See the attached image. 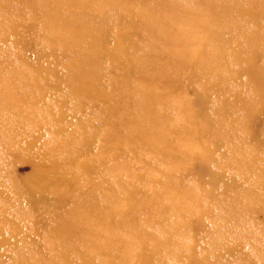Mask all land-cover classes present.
<instances>
[{"label": "bare ground", "instance_id": "6f19581e", "mask_svg": "<svg viewBox=\"0 0 264 264\" xmlns=\"http://www.w3.org/2000/svg\"><path fill=\"white\" fill-rule=\"evenodd\" d=\"M42 1L46 0H0V43L13 45L12 50H0V70L8 69L10 75L8 79L11 80L8 85L0 83V198L15 204L19 202L25 208L29 206L31 209L42 210L47 214L41 211L46 219L43 218L46 222L44 225L46 228L49 225V242L44 247L48 249L47 257L41 250L34 251L31 246L28 249L26 244L21 243L22 251L13 256L9 264H59L52 258L53 254L71 257L66 264H92L95 260L102 264H153V256H161L165 252L170 254L168 249L172 243V235L160 225L157 233L156 231L141 233V224L135 221L133 213L137 204L145 201L150 191L136 184L135 178L140 179L141 176L130 170L132 165L127 161L128 157L136 159L135 153L141 148L154 150L153 142L163 134L162 130L156 127L162 122L165 111L171 110V105H167L170 103L163 101L162 98L171 91L178 94L177 103L172 110L181 108L179 117L182 122L177 130L184 138H168L162 142V147L166 159L173 162L175 168H179V165L189 167L195 159L200 160L204 166L207 160L213 158L215 152L221 149L223 156L215 165L228 168L232 174L218 172L216 174H219V177L235 182L240 179L235 172L240 176L242 170L251 167L254 171L256 165L260 167L259 162L264 161V132L258 136L247 130L252 118L264 111V0H242V3L239 0H202L200 4L198 3L199 6L204 7L212 19H207L206 24L198 23L187 5L184 7L175 0H137L132 4L126 0H69L73 7L79 8L77 15L63 13L61 0H48L49 16L46 10L41 9L45 4ZM92 5L108 7L111 14L115 18L118 16L121 23L132 25L136 34L143 36L146 56L139 58L136 68L144 87L134 90L125 74L127 67H124L120 58L121 50H115L112 57L116 61L120 75L113 84L115 94L107 97L98 89L92 76L97 73L94 58L99 55L93 45L92 36L95 35L90 30L92 19L88 10ZM14 12L25 16L27 21L22 24L7 21L5 14ZM223 14L229 15L230 19L227 24L230 36L226 38L222 37L220 31L208 26L218 23ZM43 20L54 23L55 27L62 26L64 39L69 36L68 32L76 35L85 34L83 38L78 39L81 42L75 44L74 48L76 55L91 50L88 59L91 67L86 70L91 79L80 82L75 90L77 95L75 104H78L76 109L82 107V103L87 99H91V103L97 100L104 101V106L98 111V118L104 125L103 133L110 148L99 155V158L103 156L102 165L97 160L79 165L77 161L82 145L76 143L79 138L78 132L60 140L52 137L56 154L51 156L50 163L58 164L61 168L53 169L43 165L42 161H36L35 174L29 183L25 186L16 183L19 190L27 193L24 200L21 191L16 192L18 196H12L3 190L8 183L4 174L9 176L6 158L12 149H32L35 148L37 140H42L45 133L33 131L28 126L31 123L37 125L45 121L43 117L35 114L39 111L30 108L43 101L44 96H36L37 92L35 94L33 87L30 88L28 83L20 82L26 71L17 68L15 59L21 54L14 52V49L24 47V44L29 42L26 36L32 33L33 26L39 24L40 27ZM45 21L43 27L48 24ZM249 23L255 28H248ZM19 29L27 35H20ZM207 37L215 38L223 52L219 50L217 53L212 50L206 41ZM29 38L32 40L33 37ZM3 64L6 65L5 68L2 67ZM232 64L238 68L233 69ZM226 77L230 81H233L231 77L237 80L233 81L237 83L233 89H229L228 84L223 83L227 80ZM186 79L203 83L198 103L202 104L204 115L201 117L207 125L198 123L197 116L190 108V111H187L186 105L177 106L183 100L179 94L181 86L177 88V84L174 83ZM156 85L159 90L153 88ZM165 87H169L170 91H166ZM139 96L141 97L138 98ZM126 97L128 103L124 104ZM216 97L222 99L214 110L211 104ZM62 101L68 103L69 95H64ZM58 102L62 104L61 99ZM203 107L206 109L208 107L213 113L205 112ZM82 110L85 109L82 107ZM63 113L62 110L58 116ZM213 114L217 115V121L211 120ZM84 116L91 121L87 113ZM33 126L31 125V128ZM165 127L169 128V125ZM79 130L87 131L83 126ZM205 133L211 138L208 146L198 143V137ZM255 138L258 145L246 154L240 144H252ZM182 142L186 147L181 145ZM44 143L49 142L44 140ZM226 144L237 149L238 154L235 158L226 156L227 151L223 150ZM163 150L157 149L156 152L163 154ZM118 151H122L121 154L125 155V158L118 154ZM120 157L126 162L121 165L116 163L111 167L108 159L118 160ZM104 168L113 170V181H106L105 177H102L101 172ZM157 170L162 171V168ZM260 172L264 174V169ZM125 176L134 178V181H126ZM166 176L170 177L167 174ZM252 176H248L247 179L251 181ZM10 180L11 183L14 182L13 179ZM60 184L66 185L71 191L64 192ZM175 185L171 181L170 187ZM35 190L39 192L37 198L32 195L34 194L32 191ZM190 191L187 187L184 194L179 190L174 191L168 199L178 207L174 214L182 217V222H172L173 230L191 225L192 215L181 205L183 199L192 197L193 193ZM46 194H59L74 206L69 209L67 216H63L57 212L60 202L51 197L50 205L41 209L42 201H49ZM119 198L129 200V207L120 204ZM146 207L148 210L144 214L149 215L151 207L149 205ZM257 207L262 208L264 204L257 206L255 202L248 200V205L243 211L234 210L236 213L240 212L236 218L239 221L247 217ZM227 213H230V209H227ZM172 216L170 214L167 219H172ZM223 217L227 220L222 218L221 223L212 217L213 224L218 227L227 225L229 216L224 214ZM10 223L11 226L16 224L14 218L10 219ZM96 224L99 227L95 230L93 226ZM1 236L3 237L0 242L5 245L9 242L16 245L18 242L17 236H4L2 232ZM251 253L248 256L254 258ZM174 255L179 257V254ZM102 257H106V260H101ZM114 257L121 259L116 260ZM163 258H166L165 255ZM210 258H214L211 253L203 257L207 261ZM204 263L208 264L205 261ZM158 264H165V261L161 259Z\"/></svg>", "mask_w": 264, "mask_h": 264}, {"label": "rangeland", "instance_id": "374dc122", "mask_svg": "<svg viewBox=\"0 0 264 264\" xmlns=\"http://www.w3.org/2000/svg\"><path fill=\"white\" fill-rule=\"evenodd\" d=\"M47 1H42L45 4L41 9L46 10V14L49 16L47 12ZM61 1V10L63 13L78 14L79 8L73 7L71 1ZM126 1L132 4V2H136L137 0ZM175 1L184 7L186 4L190 9L189 12L198 20V23L206 24L207 19L212 20L207 15L204 7L199 6V2H202V0ZM239 2L242 3V0H239ZM88 14L92 19L90 30L95 35V37L92 36L94 38L93 45L99 53L94 58L97 73L92 74V76L93 81H95L101 93L104 92L107 97L115 94L113 84L114 81L120 78L119 71L116 68V61L112 57V53L115 50H121L120 58L123 60L124 67H127L125 74L129 78V83L133 85L134 90L137 91L139 88L144 87L136 68L139 58L146 56L143 36H138L132 28V25L121 23L118 16L115 18L108 7L92 5L88 10ZM5 15L7 17L6 20L12 23L22 24L27 21L25 16L17 15L16 12ZM228 16L227 14H223L222 19L218 23L208 25L220 31L223 38L230 36L227 29V24L230 21ZM55 20H57V17H55ZM43 22L40 27L39 24L33 26L32 33L28 35L19 29L20 35H27L26 38L29 42L24 44L22 48L14 49V52L21 54L15 59L17 68L26 71L25 77L20 82L28 83L30 88L33 87L35 94L37 92L36 96H44L43 101L36 103L34 106H30V108L35 109L34 111H39L35 114L43 117L45 121L37 125L31 123L28 126L33 131L37 130L40 133H45L42 135V140H37L35 148L32 149H12L8 152L6 158V166L10 177L4 174L6 182L8 183L3 190L12 196H18L16 192L21 191L24 200H26L27 193L24 190H19L16 183L20 184V186H25L26 183H29V180L35 174L36 161H42L43 165L52 167L53 169L61 168L58 164L50 163L51 156L56 154L52 137L55 136L57 140H60L62 138H68L71 133L78 132L79 138L76 143L77 145H82L77 161L79 165L92 162L93 160L99 161L102 165L103 156L99 158V155L102 152H107L110 148V145H107L108 139L103 133L104 125L100 123L98 118V111L104 106V101L97 100L91 103L92 100L87 99L82 103V107L85 110H82L81 106L78 110L76 109L78 104H75L77 97L75 90L78 88L80 82L91 79L90 75L86 73V70L91 67V64H88L91 50L87 53L82 51V55H76L77 52L74 48L75 44L81 42L78 39L83 38L85 34L76 35L75 33L68 32L69 36L64 39L62 37V33L64 32L62 26L55 27L54 23L45 21L48 24H46V29H44ZM247 26L250 29L255 28L250 23ZM30 36L33 37L32 40L29 38ZM200 40L203 39L200 38ZM206 41L212 50L217 53L219 50L223 52V49L217 45L215 38L207 37ZM12 49V44L0 43V50ZM226 49L228 50V47ZM2 67L5 68L6 65L3 64ZM232 68L235 69L238 66L232 64ZM7 71L8 69L0 70V83H4L5 85H8L11 81L8 79L10 75ZM231 78L237 82L234 77ZM240 79L242 80L241 77ZM233 81L227 78L223 83L228 84L229 89H233L232 87L237 85ZM239 82L241 81L239 80ZM92 84L94 85V83ZM176 84L177 88L181 86L179 94L183 100L177 106H181L182 104L186 105V110L190 111L191 109L192 113L197 116L196 120L198 123L207 125L203 121V117H201L204 115L202 114V104L198 103V95L203 90V83L186 79L177 80V83L175 82L174 85ZM153 88L159 90L158 85ZM165 90L169 92L170 88L165 87ZM64 95H69L70 101L68 103L62 101ZM177 96L178 94L176 95V92L170 91L162 98L163 101L170 103L166 104L171 105V110L168 109L165 111L162 122L158 125L159 127H156L160 128L163 134L161 138L153 142L152 146L154 150L141 148L135 153L136 159L128 157L129 160H127L132 165V169L130 170H133V173H138L141 176L140 179L135 178L136 184L148 188L150 191L145 197V201L137 204L133 213L135 221L141 224V233L145 234L147 231H156L157 233L162 226L172 235V243L168 249L170 254L165 252L164 255L166 258H163L164 255H155L153 256L152 263L158 264L163 259L165 264H205L204 261L208 262V264H264V207L255 208L252 213H249L247 217H243L239 221L236 216L240 212H234L235 209L243 211L246 205H248V200L249 202H255L257 206L264 204V174L260 172L264 169V161L259 162L260 167H256V165L254 171H252L251 167L247 168V170L241 171L240 176L235 172L237 177L240 178L235 182L231 179L219 177L220 175L216 174L218 172H226L228 175L232 174L228 168L226 169L225 167L215 165L223 156L221 153L223 152L222 149L215 152L214 157L207 160L204 166L200 160L195 159L189 167H181L179 165V168H175L174 163L166 159L162 142L168 138H184L183 134L177 130V127H180L182 122L179 117V110L181 108L172 110L177 103ZM59 99H61L62 104L58 102ZM220 99L222 97H216L211 104L214 110L220 104ZM127 103L128 100L126 97L124 104ZM62 110L64 113L58 116ZM203 110L210 114L213 113H211L208 107L207 109L203 107ZM86 113L91 121L84 116ZM214 114L211 120L217 121V115ZM81 120L84 121L81 122ZM31 125L34 126L31 128ZM166 125H169V128H166ZM82 126L87 131L81 132L79 129ZM247 131L258 136L264 132V111L256 114L252 118ZM56 133L58 134L56 135ZM44 140L49 143L45 144ZM210 142L211 138L207 133L198 137V143L201 145L207 144L208 146ZM181 145L185 146L183 142ZM240 145L243 146L246 151L245 153L248 154L255 145H258V140L255 138L252 140V144L246 143V145ZM230 147L226 144L223 146V150L226 149L227 157L235 158L238 151L236 148ZM157 149H162L164 151L163 154L156 152ZM168 150L171 151L170 149ZM121 152L118 151L117 153L121 154ZM167 154L172 155V153ZM121 156L125 158V155L121 154ZM108 160L110 161L111 167L115 166L116 163L121 165L123 162H126L121 157L118 160ZM157 168H162V171H158ZM101 174L102 177H105L104 179L106 181H113V170L111 168H104ZM166 174L170 177H167ZM250 175H253L251 181L247 179ZM10 178L14 180L13 183H11ZM125 180L131 182L130 180L134 181V178L125 176ZM171 181L176 185L170 187ZM186 187L193 194H191L192 197L190 199H183L182 201L184 202L181 205L186 208L187 213L192 215L193 219L190 226L173 230L174 224L172 222H182V217L174 214L178 210V207L171 203V201H168V199L177 190L184 194ZM60 188L64 192L69 193L71 191L64 184H60ZM32 192L34 194L29 193L35 198L39 197L38 190ZM46 196H48L49 201H42L40 205L41 209L50 205L51 197L60 202V208L57 212L63 216H67L69 209L72 205L74 206L68 199L64 200L59 194H46ZM176 196L177 194L174 197ZM118 201L125 207H129L130 205L129 200L119 198ZM147 205L151 207V213L149 215L144 214L148 210ZM0 206L2 207L0 209V239L3 237L1 236L2 232L4 236H17L16 239L18 240L16 245L14 242H9L6 245L0 242V264H9V260L22 251L23 245L21 243L26 244L28 249L31 246L34 251L41 250L45 254V257H47L48 254L46 252H48V249L44 247L49 242V225L47 228L44 225L46 219L42 216V210L40 211L38 208L31 209L29 206L25 208L19 202L15 204L1 198ZM5 208H7L6 211L4 210ZM227 209H230L229 214L227 213ZM43 213L47 215L45 212ZM170 214L173 215L171 217L172 219H167ZM224 214L229 216L228 224L222 227L215 226L212 217L216 219V222L220 220L221 223L222 218L227 220L226 217H223ZM11 218H14L16 222L14 226H11ZM98 227V224L93 226L95 230ZM92 236L96 237L95 235ZM58 248L60 250V247ZM250 252H252L250 255H253L254 258L248 256ZM208 253L214 255V258H210L209 261L203 259ZM174 254H179V257ZM6 256L8 258L7 260ZM52 258L59 264H66L70 261L71 257L53 254ZM102 258L100 259L103 261L106 260V257ZM114 258L116 260L121 259L119 257ZM98 263L102 264L96 260L92 264Z\"/></svg>", "mask_w": 264, "mask_h": 264}]
</instances>
